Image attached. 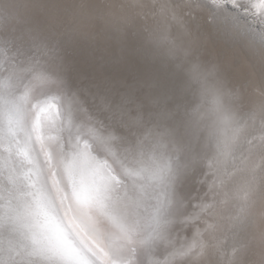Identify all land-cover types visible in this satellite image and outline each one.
I'll return each instance as SVG.
<instances>
[{"label": "snow or ice", "instance_id": "1", "mask_svg": "<svg viewBox=\"0 0 264 264\" xmlns=\"http://www.w3.org/2000/svg\"><path fill=\"white\" fill-rule=\"evenodd\" d=\"M5 22L0 108L25 134L26 170L0 183V264H249L264 251V0H0ZM237 47L258 79L229 61ZM253 87L246 117L225 109Z\"/></svg>", "mask_w": 264, "mask_h": 264}, {"label": "water", "instance_id": "2", "mask_svg": "<svg viewBox=\"0 0 264 264\" xmlns=\"http://www.w3.org/2000/svg\"><path fill=\"white\" fill-rule=\"evenodd\" d=\"M19 0H5V4L8 7L9 11L12 10V6L18 3ZM0 27H10V25L5 22ZM201 41L207 43L209 45L210 51H220L221 54L223 53L222 49H218L217 46L212 42L210 36H203L199 37ZM229 61L233 59L235 63L243 65L247 68V70L251 73L253 80L258 79V69L255 68L252 64L248 61V56L245 51L239 47L235 49L229 50ZM227 81H225V87H227ZM248 97H251V102L245 101L243 104L238 100H233L228 96H224L223 104L226 110H231L237 117L240 116H247L249 112L255 109L259 103V90L256 88H249L247 92L244 94ZM193 103H201V98L199 93H197L193 98ZM205 106L209 107L207 102H205ZM206 122L209 127L212 128H221L222 125L219 124L217 116L215 114L209 113ZM251 124V121H249ZM255 129L259 128V116L257 117ZM253 129H249L252 131ZM259 133H257V136ZM254 143H258L254 141ZM25 148V134L21 130L20 126L16 123L15 117H6L2 108H0V183H6L5 176L15 169V171L19 172L20 170H26L24 168V156L23 151ZM244 157L242 156L241 159ZM5 162L8 163L9 167L7 169L4 168ZM230 195H233L236 200H240L243 198L244 193L239 190H234ZM78 229L83 228L84 232H81V238L84 239L85 243H90L91 241L86 236L87 228L86 225L77 221ZM100 245L102 246L103 243H107V240H101ZM264 258V251L261 250L259 246L254 248L250 255H249V264H260L261 259Z\"/></svg>", "mask_w": 264, "mask_h": 264}]
</instances>
